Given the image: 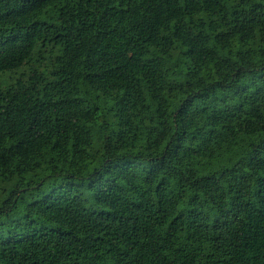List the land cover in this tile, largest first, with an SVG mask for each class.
I'll return each mask as SVG.
<instances>
[{"label":"trees","instance_id":"16d2710c","mask_svg":"<svg viewBox=\"0 0 264 264\" xmlns=\"http://www.w3.org/2000/svg\"><path fill=\"white\" fill-rule=\"evenodd\" d=\"M0 264H264V0H0Z\"/></svg>","mask_w":264,"mask_h":264}]
</instances>
